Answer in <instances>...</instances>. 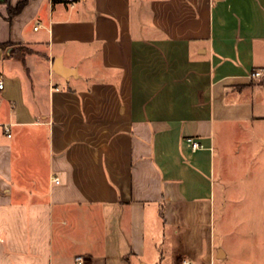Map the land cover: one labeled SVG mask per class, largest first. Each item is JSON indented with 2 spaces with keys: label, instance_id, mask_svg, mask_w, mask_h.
<instances>
[{
  "label": "crops",
  "instance_id": "crops-1",
  "mask_svg": "<svg viewBox=\"0 0 264 264\" xmlns=\"http://www.w3.org/2000/svg\"><path fill=\"white\" fill-rule=\"evenodd\" d=\"M19 1L0 0V264H229L217 157L264 118V0H27L8 19Z\"/></svg>",
  "mask_w": 264,
  "mask_h": 264
},
{
  "label": "rangeland",
  "instance_id": "rangeland-1",
  "mask_svg": "<svg viewBox=\"0 0 264 264\" xmlns=\"http://www.w3.org/2000/svg\"><path fill=\"white\" fill-rule=\"evenodd\" d=\"M233 132L241 141L217 157L216 228L229 264H264V118Z\"/></svg>",
  "mask_w": 264,
  "mask_h": 264
},
{
  "label": "built area",
  "instance_id": "built-area-1",
  "mask_svg": "<svg viewBox=\"0 0 264 264\" xmlns=\"http://www.w3.org/2000/svg\"><path fill=\"white\" fill-rule=\"evenodd\" d=\"M261 72L259 70H256V71H253L252 72V76L255 77V76H260ZM3 79L2 77L0 76V89L3 88ZM5 131L7 133L8 136H10V132H9V127L8 125L5 126ZM186 141L188 142V144L190 145L191 149H201V148H204V144L199 141L196 137L194 136H188L186 138ZM53 181L55 183H58L59 182V178L57 176H54L53 177ZM75 261L77 264H82L84 262V257L82 255H78L76 256L75 258Z\"/></svg>",
  "mask_w": 264,
  "mask_h": 264
},
{
  "label": "trees",
  "instance_id": "trees-1",
  "mask_svg": "<svg viewBox=\"0 0 264 264\" xmlns=\"http://www.w3.org/2000/svg\"><path fill=\"white\" fill-rule=\"evenodd\" d=\"M6 2L8 0H5ZM27 0H20L15 6H11L9 3L7 4V18L10 19L12 16H14L17 12L21 10V8L24 6ZM55 1H67V0H53ZM262 80H264V75L262 76Z\"/></svg>",
  "mask_w": 264,
  "mask_h": 264
}]
</instances>
